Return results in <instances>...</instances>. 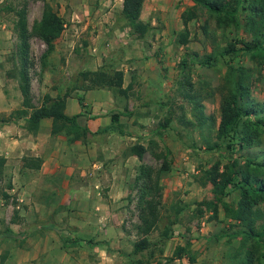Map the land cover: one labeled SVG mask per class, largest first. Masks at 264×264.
<instances>
[{
  "label": "rangeland",
  "instance_id": "rangeland-1",
  "mask_svg": "<svg viewBox=\"0 0 264 264\" xmlns=\"http://www.w3.org/2000/svg\"><path fill=\"white\" fill-rule=\"evenodd\" d=\"M44 1L65 22L45 57L46 45L33 31ZM8 6L0 11V127L12 123L8 120L25 126V119H16L23 97L15 24L23 8L31 104L40 105L45 94L71 89L67 114L72 115V103L81 111L77 96H83L86 114L78 122L98 132L72 143L63 133L43 135L37 156L19 158L22 167L31 168L16 177L12 188L13 166L5 163L0 187L9 198H0V264H127L126 254L140 236V194L148 177L152 184L157 181L161 193V220L152 239L170 220L175 223L169 225L172 237L162 253L161 245H153L137 256L143 264H235L239 241L231 235L239 226H231L221 208L210 219L202 202L214 194L202 171L228 157L238 158L239 166L244 155L264 160V134L234 153L205 149L215 141L222 87L233 88L241 68L252 70L248 100L264 116V65L240 49L221 53L234 39L251 40L250 34L242 27L220 25L194 0H144L139 19L149 30L143 37L121 19L122 0H9ZM186 10L193 17L182 44L178 34L184 30L181 13ZM104 64L123 71L127 97L107 87L86 89L91 75L84 74ZM196 102L211 116L203 126L196 122ZM113 113H119L124 133L103 131ZM40 126L43 133L50 132L51 119ZM134 143L147 148L141 159L129 152ZM164 157L170 166L165 171ZM236 197L232 193L227 198L235 202ZM7 227L26 239L2 235ZM185 245L184 254L175 257L176 247Z\"/></svg>",
  "mask_w": 264,
  "mask_h": 264
},
{
  "label": "trees",
  "instance_id": "trees-1",
  "mask_svg": "<svg viewBox=\"0 0 264 264\" xmlns=\"http://www.w3.org/2000/svg\"><path fill=\"white\" fill-rule=\"evenodd\" d=\"M8 1L0 3V11L7 9ZM144 0H122L120 10L121 19L132 28L133 31L143 37L149 30V25L140 21L141 7ZM197 6L205 8L209 13L216 16L220 25L242 27L247 31L251 40L234 39L222 50V54L238 53V49L249 54L250 59L259 65H264V0H194ZM15 24L20 44L18 47V58L21 63L19 89L23 97L22 108L18 110L16 119H25V128L30 133H37L41 121L45 118L51 119V135L63 133L67 136L68 142H75L84 139L92 131L87 125H80L78 118L85 115L84 97L77 96L81 111L72 115L66 113L67 98L71 95L70 90L59 93L56 96L45 94L38 106L31 104L29 91V76L27 72L28 59V30L26 24V11L20 9ZM193 14L186 10L181 13L184 30L179 32L180 43H187V23ZM65 28L64 19L58 11L47 1H44L43 11L40 20L34 25L33 31L46 45L43 54L45 57L54 49V43ZM240 43L241 47L235 45ZM209 62V59L206 61ZM249 68H241L233 88L228 85L222 87L220 101V118L214 134L215 141L206 146V150H217L222 153L227 151L234 153L239 149L251 146L255 141L260 140V134H264V116H258L257 104L250 102L248 85L252 82V74ZM90 74L89 85L86 89L96 87H107L115 89L118 93L127 97V88L123 86L124 73L113 65H102L95 71L86 72ZM77 87V86H76ZM73 88V87H72ZM75 88V87H74ZM76 89V88H75ZM257 107V108H256ZM198 126H203L211 116H207L199 102H196ZM262 111V110H261ZM7 122H14L8 120ZM5 122V123H7ZM110 125L103 129L117 130L124 133L119 123V113L111 114ZM170 119L164 124L168 125ZM147 148L141 143H134L130 146L129 152L141 159ZM245 163L239 166L238 158H227L226 162L215 161L202 171V175L212 185L213 199L205 200L202 204L211 212L210 219H216L221 208L225 217L230 220L231 226H239L232 233V237L238 239L239 245L235 253H239L235 264H264V160H254L249 155H244ZM6 158L0 155V176L3 174ZM238 168V169H237ZM168 160L164 157L161 170H169ZM157 183V181H156ZM152 184L150 177L143 185L140 197L142 205L140 208L139 224L137 226L139 237L133 242L132 250L126 254L127 264H143L145 261L139 257L143 251L153 245H161V253L166 242L172 237L171 228L175 220H170L159 233L156 240L151 235L158 228L161 220L159 211L160 188ZM8 187L12 188L9 181ZM236 194V201L228 200V196ZM0 198H9L8 192L0 187ZM2 235L10 237L14 241L26 239L22 232H16L7 227ZM185 246H177L174 256L180 258ZM191 261L194 258H190Z\"/></svg>",
  "mask_w": 264,
  "mask_h": 264
},
{
  "label": "crops",
  "instance_id": "crops-1",
  "mask_svg": "<svg viewBox=\"0 0 264 264\" xmlns=\"http://www.w3.org/2000/svg\"><path fill=\"white\" fill-rule=\"evenodd\" d=\"M7 101H10L11 99L8 97L6 98ZM9 102V106H10ZM69 99L66 103V113L69 108ZM72 109L71 114H75L80 112L79 106L76 104V106L72 103ZM11 109V108H10ZM105 119V117H97L96 120ZM49 123V119L45 118L41 121L42 124ZM89 127L92 129V127L89 125ZM49 129V127L47 128ZM49 135L50 132L43 133V130L40 126V129L37 133H30L25 127H23V122H12L5 125H2L0 127V154L6 158V165L7 163H10L11 166H13V173L10 172L12 185H15V182L17 180V176L23 172L24 174H28L31 167L21 166L20 165V157H22L24 154L31 155V156H37L40 148V141L42 139L43 135ZM14 157H18L14 159ZM20 158V159H19Z\"/></svg>",
  "mask_w": 264,
  "mask_h": 264
}]
</instances>
